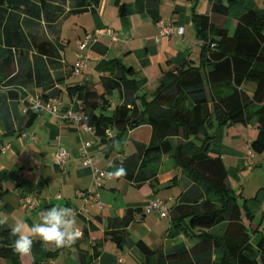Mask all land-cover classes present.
Returning a JSON list of instances; mask_svg holds the SVG:
<instances>
[{"label": "crops", "instance_id": "1", "mask_svg": "<svg viewBox=\"0 0 264 264\" xmlns=\"http://www.w3.org/2000/svg\"><path fill=\"white\" fill-rule=\"evenodd\" d=\"M78 1L81 0H27L34 9L22 6L15 14L21 20L36 22L23 28L25 34L49 41L57 50L56 58L50 59L52 64L45 57L41 59L46 77L39 87L34 51L28 52L24 63L19 57V41L13 36L7 41L3 24L0 27V212L8 214V226L17 220L32 225L40 222L43 210L67 206L75 210L83 235L70 248H55L35 238L33 242H39L54 257L35 263L31 252L0 257V264H163L167 255L191 250L198 243L192 234L173 232L170 215L160 218L145 213V207L154 199L166 202L171 211L180 203L191 204L192 183L173 157L163 155L156 174L139 183L106 177L96 191L105 207L102 210L92 204L94 194L88 193L93 189L91 171L79 154L82 143H91L93 164L114 172L116 160L143 154L150 145L152 129L148 125L127 129L119 135L120 146L116 148L112 141H102L49 114L37 115L27 126L29 115L22 114L20 100L46 95L60 111H65L72 102H79L69 89L103 93L102 80L108 76L109 62L113 60L134 70L136 96L149 99L166 73L199 63L202 49L192 23L193 13L208 15L214 26L232 32L244 13L264 15V0H240L230 7L227 16L212 14L208 0H98L89 10L76 12ZM6 8V4L0 6L4 22L11 12ZM160 22L181 27L182 36L159 37ZM106 30L116 36L106 35ZM95 32L98 35L81 51L79 45ZM9 52L12 60H5ZM80 55H86L87 64L80 75H75L72 66ZM27 68L31 76L25 81L21 76ZM246 91L251 95L252 86ZM108 100L110 110L121 101L117 92ZM99 113L96 110L88 114L92 124ZM210 135L213 154L226 168L228 184L240 206V218L255 244L264 235V152L258 154L251 149L258 136L257 124H226L211 129ZM7 145L9 148L3 150ZM59 147L69 154L64 171L53 162ZM249 150L252 158L247 156ZM79 193L87 195V203ZM26 198L34 201L33 209L26 207ZM223 229L218 227L213 232L221 234ZM112 233L122 237L121 246L113 241ZM139 242L155 253L149 260L138 249Z\"/></svg>", "mask_w": 264, "mask_h": 264}, {"label": "trees", "instance_id": "2", "mask_svg": "<svg viewBox=\"0 0 264 264\" xmlns=\"http://www.w3.org/2000/svg\"><path fill=\"white\" fill-rule=\"evenodd\" d=\"M208 1L212 14L227 16L230 7L240 0ZM5 4L6 12L8 9L11 12L5 22L0 19V27L3 24L7 41L11 36L19 41V57L24 63L28 52L34 51L39 87L46 77L41 59L45 57L52 64L50 59L56 58L57 50L51 42L24 33L25 26L36 23L15 15L22 6L34 9L27 0H0V6ZM97 4L98 0H81L75 11H87ZM192 23L201 43L199 63L166 73L151 98L136 96L135 72L119 60L109 62L108 76L102 80V94L78 87L69 89V94L77 96L87 114L99 110L94 126L95 136L102 141L110 140L106 134L110 131L117 133L118 140L127 129L142 125L152 129L150 145L142 155L116 160L115 168L122 161L127 170L124 179L139 183L152 178L162 156L169 154L192 183L191 204L180 203L169 212L172 231L192 234L198 243L191 250L181 249L167 255L163 264H264V235L251 243L240 218V206L228 184L226 168L221 158L213 154L210 135L211 129L226 124H257L258 136L251 149L258 154L264 152V15L254 11L244 13L236 20L232 32L214 26L208 15L193 13ZM8 55L5 60H12L10 52ZM29 72L27 68L21 78L28 80ZM248 86H252L251 95L246 91ZM114 92L121 101L110 110L108 98ZM39 98L50 99L46 95ZM26 115L29 126L37 114ZM129 220L125 219V223ZM218 227L224 228L221 234L213 232ZM9 233V228L0 227V257L17 255L12 248L16 237ZM111 237L121 246L120 235L112 233ZM137 247L147 260L155 254L142 242ZM31 252L35 263L55 255L46 252L39 242H33Z\"/></svg>", "mask_w": 264, "mask_h": 264}, {"label": "built area", "instance_id": "3", "mask_svg": "<svg viewBox=\"0 0 264 264\" xmlns=\"http://www.w3.org/2000/svg\"><path fill=\"white\" fill-rule=\"evenodd\" d=\"M159 28V37H167V36H182L183 30L181 27H177L171 23L165 24L160 22L158 25ZM98 35L95 32L93 35H87L82 44L79 45V49L82 51L87 43L93 38V36ZM106 35L108 36H116L114 32L111 30H106ZM158 40V39H157ZM87 64L86 55H80V57L76 60L74 65L72 66V72L75 75H80L85 69ZM21 103V112L22 114H27L29 112L40 115V114H49L52 117L63 120L69 124L74 125L81 132L88 133L91 135H95V126L91 122V117L84 112L83 107L80 102L74 101L65 111H60L58 105L53 104L52 101H44L39 97L30 98L29 100H20ZM9 146H5L3 150L8 149ZM91 143L84 142L79 148V154L82 159V163L85 167L89 168L92 175L93 181V189L89 190L88 193L94 194V200L92 204L96 205L100 209H105V207L99 201L98 195L96 191L99 187H101V182L108 177V172L99 169L97 166L93 164V158L90 155ZM248 157H253L252 150H249L247 153ZM69 160V154L62 148H58V151L54 157V165L60 170L64 171L66 164ZM79 196L84 198L85 203H87V195L84 193H79ZM26 207L29 209H33L35 207L34 201L31 198H26L24 200ZM86 211V210H84ZM146 214H156L160 218H168L170 215L169 209L166 205V202L160 199H154L145 207Z\"/></svg>", "mask_w": 264, "mask_h": 264}, {"label": "clouds", "instance_id": "4", "mask_svg": "<svg viewBox=\"0 0 264 264\" xmlns=\"http://www.w3.org/2000/svg\"><path fill=\"white\" fill-rule=\"evenodd\" d=\"M106 134L113 146L119 148L120 141L116 139V133L107 132ZM107 175L119 178L126 176L127 170L121 161L120 166ZM8 222V214L0 212V227L8 226ZM8 228L10 229L9 235L16 237L12 245L13 251L21 256L31 254L35 238H38L43 244L52 245L55 248H70L83 235L77 224L75 210L59 205L43 210L38 223L28 225L22 220H17Z\"/></svg>", "mask_w": 264, "mask_h": 264}]
</instances>
